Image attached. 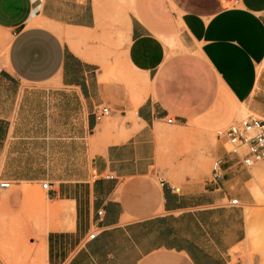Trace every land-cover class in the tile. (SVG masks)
Masks as SVG:
<instances>
[{"label":"crops","instance_id":"0c3cea01","mask_svg":"<svg viewBox=\"0 0 264 264\" xmlns=\"http://www.w3.org/2000/svg\"><path fill=\"white\" fill-rule=\"evenodd\" d=\"M0 27V177L48 182L57 214L9 264H250L249 204L264 264V166L208 144L264 117V0H0Z\"/></svg>","mask_w":264,"mask_h":264},{"label":"rangeland","instance_id":"374dc122","mask_svg":"<svg viewBox=\"0 0 264 264\" xmlns=\"http://www.w3.org/2000/svg\"><path fill=\"white\" fill-rule=\"evenodd\" d=\"M85 33L84 39H87L90 34ZM122 42L125 41L122 38ZM12 41V35L9 31H6L0 27V68L4 66V61L7 56V52ZM165 43V42H164ZM73 48L80 49L76 43H70ZM173 49L174 47L170 48ZM119 74V72H118ZM248 116H254L256 118L263 119L264 117L254 114L239 115L236 121H240ZM123 121V119H121ZM110 117L105 119L104 124H108ZM221 140V139H220ZM188 143H200L201 141L194 137L187 140ZM221 144L224 146L223 140ZM107 144V142H105ZM208 144H212L213 148L218 145L216 133L211 135ZM227 147V146H226ZM197 158H205V156L197 155ZM215 157L210 159L208 169H211V165L215 162ZM264 166V161L257 163L251 170L256 167ZM174 185L180 188V183H174ZM256 186L259 190L264 192V172L256 177V183L252 182L250 186ZM58 184H56V188ZM74 194V192H72ZM262 195V193H259ZM54 196L51 193H47L42 189V183H20L13 184L11 189L7 191H0V259L3 264H9L12 261L13 249L17 245H28L32 238L41 239L47 231L38 232L35 230V223H45L46 219L52 218L53 221L57 217L54 208L48 205V199H52ZM254 205H246L247 223L249 228V240L244 243L240 249L233 251L234 255L239 251L241 255L248 258L250 264H252L253 257V210ZM257 207H264V198L257 203ZM49 208L50 211L47 209ZM49 212V214H48ZM263 212V211H261ZM256 247L260 251L264 248V214H257L256 221ZM32 227V228H30ZM34 227V228H33Z\"/></svg>","mask_w":264,"mask_h":264},{"label":"built area","instance_id":"2783aa9c","mask_svg":"<svg viewBox=\"0 0 264 264\" xmlns=\"http://www.w3.org/2000/svg\"><path fill=\"white\" fill-rule=\"evenodd\" d=\"M111 114L108 107H101L95 113L97 122L104 121ZM174 118H167V124H173ZM216 137L223 140L224 148L229 154L241 157L243 164L247 168L254 167L257 163L264 161V119L249 116L240 121H235L226 128L218 130ZM227 146V147H226ZM221 161L216 159L212 166V176L214 179L220 178ZM110 179L111 176H108ZM48 182L42 184V189L46 192L50 191ZM13 186L12 182L2 180L0 177V191H7ZM177 192L179 188H172ZM230 205L239 206V199L230 201ZM99 215H102L99 212ZM96 233L90 235V239H94Z\"/></svg>","mask_w":264,"mask_h":264},{"label":"bare ground","instance_id":"6f19581e","mask_svg":"<svg viewBox=\"0 0 264 264\" xmlns=\"http://www.w3.org/2000/svg\"><path fill=\"white\" fill-rule=\"evenodd\" d=\"M243 108H244V107H243ZM243 111H244V110H243ZM243 111H242V113H243ZM263 193H264V192H263ZM262 195H264V194H262ZM262 195H261V196H262ZM257 197H258V196H257ZM262 197H264V196H262Z\"/></svg>","mask_w":264,"mask_h":264}]
</instances>
